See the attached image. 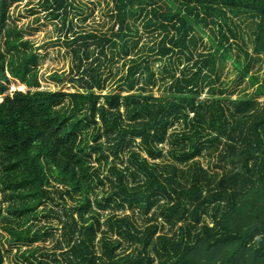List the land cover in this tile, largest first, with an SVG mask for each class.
Instances as JSON below:
<instances>
[{"label": "trees", "instance_id": "1", "mask_svg": "<svg viewBox=\"0 0 264 264\" xmlns=\"http://www.w3.org/2000/svg\"><path fill=\"white\" fill-rule=\"evenodd\" d=\"M10 1L0 0V94L12 78L26 89L0 101V264L10 256L12 264H264V81L250 74L254 92L198 96L216 55H231L237 34L228 11L257 18L253 51L264 52V0H169L162 10L151 2L145 27L166 30L156 53L168 57L163 70L172 77L158 95L144 84L136 92L96 90L107 86V44L129 33L132 0H115L111 35L66 37L72 91L42 86L39 53L10 20ZM42 4L63 26L75 6ZM200 22L218 28L217 40L210 35L214 51L199 53L190 67L169 66L180 50L191 59ZM127 45L119 54H129ZM131 61L121 76L130 90L142 66L155 83L149 56ZM233 63L241 69L238 57ZM176 123L183 127L169 131ZM206 149L217 153L214 167L199 160ZM124 209L132 212H118ZM49 217L61 233L52 247L35 244L55 235L43 221Z\"/></svg>", "mask_w": 264, "mask_h": 264}, {"label": "rangeland", "instance_id": "2", "mask_svg": "<svg viewBox=\"0 0 264 264\" xmlns=\"http://www.w3.org/2000/svg\"><path fill=\"white\" fill-rule=\"evenodd\" d=\"M154 0H132L126 7L125 21L130 26L126 27L129 32L124 39L118 38L116 46L107 44V57L103 63V77L107 78V86L97 92L105 93L109 90L116 92L121 91L128 93L138 91L142 84L148 87L156 95L163 92H168L169 85L172 82V77L169 72H164L163 68L168 57H160L156 53V48L163 37L166 30L162 27H145L147 13L154 5ZM158 6L165 9L169 5V0H157ZM74 8H70L65 26L62 25V16L60 18H52L49 16V9L42 4V0H11L9 6L10 20L15 22L19 27L24 29V38L30 40L31 46L39 53V77L44 88L57 89L61 88L66 91L75 90L74 82L68 79L69 71L74 64L72 55V46L65 43L66 37L72 38L78 31L82 32H97L100 34L111 35L112 31L118 29V24L115 16L116 12L115 0H73ZM76 4L78 6H76ZM231 16L230 25L237 34L236 37L230 39L231 55L226 59L220 58V53L216 55V65L214 71L204 80L200 79L199 97L207 99L213 95H219L221 88L224 89V94L231 98L243 93H251L256 89V84L252 85L249 81V75L254 74L259 77L260 81H264V52L253 51L255 44V35L252 31L256 26L257 18L250 17L249 13H242L235 15L231 11L227 12ZM72 22L73 28H68L69 23ZM203 30L195 29L194 34L197 37L196 45L190 44L192 50V57L188 60L190 55L189 50H180L172 55L169 66H177L181 69L184 65L192 66L194 59L199 57V53H209L214 51V46L210 40V35L218 39V28L215 24L210 26L200 22ZM212 26V27H211ZM171 31V30H169ZM67 32V33H66ZM128 43L126 48L129 54H119L122 51V44ZM96 44L90 47L91 52L94 51ZM151 47L155 49L152 51ZM98 49L92 55H97ZM119 54V55H118ZM137 56H149L151 69L155 72L154 84H149L146 81L148 71L143 69L137 73L135 77V86L133 90L126 85L127 81L121 79L128 72V67L132 64L131 59ZM238 57L241 61V69L248 67V74L242 75L241 69L236 68L233 63L234 58ZM104 60V57L102 56ZM163 70V71H162ZM177 75L179 71H176ZM22 83L15 81L13 78L7 84L9 89L5 93L0 94V101H2L5 94L13 92L20 88ZM20 89H26L24 86ZM211 99V98H210ZM258 100H264V97L259 96ZM183 126L176 123L175 126L169 129H181ZM165 148L168 147V142L160 144ZM217 155V153H216ZM216 155L210 156L207 154V149L199 156V160L205 166L214 167ZM167 158V157H165ZM164 158V159H165ZM208 158H211L209 160ZM163 160L162 158L158 159ZM221 172V170L219 171ZM119 213H131L132 210H119ZM139 222L143 220V216L137 215ZM43 221H48L54 224L52 228L55 235L47 236V239L39 240L35 244L47 245L52 247L55 243V237L61 233L60 221L57 218H44ZM165 230V229H164ZM172 232V231H170ZM126 245V244H125ZM9 262L7 263V261ZM13 256L5 260L6 264H12ZM64 263V262H63ZM62 264V263H57Z\"/></svg>", "mask_w": 264, "mask_h": 264}]
</instances>
